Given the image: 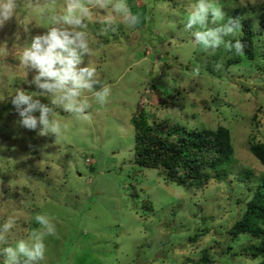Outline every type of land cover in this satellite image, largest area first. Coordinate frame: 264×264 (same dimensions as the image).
I'll return each instance as SVG.
<instances>
[{"label": "rangeland", "instance_id": "374dc122", "mask_svg": "<svg viewBox=\"0 0 264 264\" xmlns=\"http://www.w3.org/2000/svg\"><path fill=\"white\" fill-rule=\"evenodd\" d=\"M126 2L140 16L135 27L105 30L100 21L106 15L121 20L111 8L93 9L88 22L92 54L81 66L95 67L111 88L103 106L91 92L83 94L91 104L88 121L53 106L29 83L36 71L16 57L34 36L47 32L51 15L41 16V9L59 13L66 0H17V16L0 28V110L10 105L0 111V225L18 218L8 243L27 239L39 227L35 216L45 214L56 235L45 238L41 264H192L187 259H199L204 248L211 249L214 264H255L260 258L243 251L254 240L233 239L228 230L264 170L247 146L251 135L264 140V0H214L225 13L223 22L233 8L252 20L255 60L223 48L209 55L193 46L183 21L195 0ZM208 26L217 25L210 18ZM232 57L240 61L227 65ZM208 66H215L214 73ZM18 89L35 93L33 99L49 103L55 118L68 124L59 141L20 126L11 103ZM141 108L150 121L166 119L189 129L230 127L235 159L223 166L225 178L188 188L137 165L131 118Z\"/></svg>", "mask_w": 264, "mask_h": 264}, {"label": "clouds", "instance_id": "9594fccd", "mask_svg": "<svg viewBox=\"0 0 264 264\" xmlns=\"http://www.w3.org/2000/svg\"><path fill=\"white\" fill-rule=\"evenodd\" d=\"M243 3V0H241ZM121 17L117 22L110 13L100 23L105 30L116 31L120 24L135 27L140 23V16L133 14L126 0H66L63 11L50 13L42 8L41 16L51 15L48 28L43 35L32 38L30 45L23 48L16 56L25 69H33L36 75L30 84L42 90L41 95L51 98L53 106L73 115L77 120H90L91 104L84 98L85 92H91L95 101L103 106L111 95L110 86L97 75L95 67L84 63L85 56H91L87 38V28L92 10H107ZM17 0H0V28L17 16ZM211 23L217 25L209 27ZM225 13L221 5L214 0H195L189 7L183 21L185 31L191 33L193 46H198L204 53L215 54L224 50L236 55H243L245 45L237 37L242 30L239 18H228L223 22ZM217 68L222 67L218 62ZM198 72V70H197ZM99 86V90H95ZM35 93L16 90L11 103L18 113V123L25 129L35 131L39 135H53L55 143L59 141L68 124H61L55 118L53 107L33 99ZM39 112V115L34 113ZM17 217H9L0 225V257L2 264H41L45 260V238L56 235V226L45 214H37L35 221L39 225L32 230L27 239H19L14 244L8 243V236L17 224Z\"/></svg>", "mask_w": 264, "mask_h": 264}, {"label": "trees", "instance_id": "16d2710c", "mask_svg": "<svg viewBox=\"0 0 264 264\" xmlns=\"http://www.w3.org/2000/svg\"><path fill=\"white\" fill-rule=\"evenodd\" d=\"M228 18L240 19L242 30L236 38L245 45L246 57L255 60L258 57V34L252 20L242 17L239 8L230 10L227 20ZM261 33L264 34V31L261 30ZM261 54L264 55V50ZM239 61L240 58L232 57L226 62L231 65ZM214 68L215 66H208L211 73H214ZM45 104L50 107L49 103ZM9 106H3L1 110H7ZM150 118L151 115L145 108L138 110L131 118L135 127L137 165L158 169L167 181L188 188H202L213 177L219 180L225 178V173L221 171L223 166L233 163L235 159L230 127L219 125L215 128L189 129L170 124L166 119L150 121ZM247 146L264 165V140L251 135ZM245 176L247 179L252 178L253 172L246 171ZM254 178L257 184L253 189L251 187L253 192L245 201V211L228 231L233 239L241 235L250 236L254 242L244 246L243 251L252 259L260 258L255 264H264V170L258 178ZM144 201L149 204L148 200ZM199 236L197 233L191 240L195 241ZM231 249L228 247L227 251ZM187 260L192 264H214L216 261L210 248H204L199 259Z\"/></svg>", "mask_w": 264, "mask_h": 264}]
</instances>
